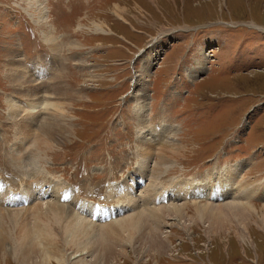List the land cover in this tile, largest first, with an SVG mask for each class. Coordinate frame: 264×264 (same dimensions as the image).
Listing matches in <instances>:
<instances>
[{
	"label": "rangeland",
	"instance_id": "obj_1",
	"mask_svg": "<svg viewBox=\"0 0 264 264\" xmlns=\"http://www.w3.org/2000/svg\"><path fill=\"white\" fill-rule=\"evenodd\" d=\"M32 93L37 117L25 104ZM54 102L55 112L42 111ZM54 115L71 134L46 158L45 175L58 192L71 187L95 225L49 228L74 255L66 264H264V0H0L3 233L34 231V206L55 199L31 191L25 200L35 181L21 159L33 142L14 154L20 118L38 135ZM144 140L149 161L139 155ZM168 145L178 155L158 167ZM245 198L257 212L209 211ZM173 205L178 216L160 214ZM145 209L165 215L161 237L148 217L119 237L116 226L102 229ZM0 256L16 264L15 250Z\"/></svg>",
	"mask_w": 264,
	"mask_h": 264
},
{
	"label": "bare ground",
	"instance_id": "obj_2",
	"mask_svg": "<svg viewBox=\"0 0 264 264\" xmlns=\"http://www.w3.org/2000/svg\"><path fill=\"white\" fill-rule=\"evenodd\" d=\"M32 96H33V98H31L29 100V102L27 101L25 104L31 106L30 107L31 112L35 113V115L37 117L40 115L39 111L42 108V104L37 102L39 100H38V98H36L35 94L32 93ZM56 103H58V102H56ZM59 106H60V104L56 105L55 102L49 103V104L45 105V108H43L42 111H44L45 109L46 110L49 109L50 113H51V110L55 112L56 110L54 109V107H59ZM19 108L20 107H18V109ZM58 110H59V108H58ZM18 111L19 110L11 109V113L13 115H16V116L19 115ZM61 111H62V109H61ZM57 113L59 114V112H57ZM52 119L58 120L59 123L52 122ZM59 119H60L59 115H56L55 117L52 116V118H50L47 122L41 124L42 129H41V131H39L38 135H36V133L34 132V129H32L31 124L24 122L22 118L19 119V123L17 124L19 129L21 130L19 132L20 133L19 135H22V140L20 141V143H18V147H17L16 151L14 150V154H16L15 152H17V153L23 152L25 149V146L28 143L33 142L32 143L33 146L31 145L33 147L31 150L33 158L30 157V159H27L28 161H26L25 158H22L21 160H23V164H24V165L22 164L23 165L22 168L24 166H27V164L31 168V170H29V172H30L29 178L34 179L35 182L34 183H28L27 182L26 183V190H28V193L27 194L25 193L22 196L25 198V200L29 201L32 199L31 191L32 192L36 191L37 194L39 195L40 199H43L52 193L56 194V195H54L55 199L53 201L47 202L46 206H44L41 203H38L34 206V208H33L34 217L33 218L34 219L37 218L36 220H34L36 223V226H33V228L35 229L34 231H31L30 229L19 227L18 229L20 230V233H18V232L9 233L6 231L5 233H7V236H5L4 235L5 233H3L2 231H5L4 221H6V220H0V255H1V251H4L5 254H8V253H12V251L15 250L17 252L16 264H50V261H53V260L55 262H57L58 264H66V262L68 260L67 257H70V255H73V254L72 253L69 254V251H67L64 248V245L61 246L60 243L55 242L54 240H56V239L51 240L52 233L49 232V228L55 227L61 233H66L68 231L74 233V232L80 231V229L83 230V228L81 226H87L90 228L95 227V225L93 223L86 221V219H84L80 216L81 213H85L87 211L88 206L85 203H81V200L79 199V197L75 193V191L71 187L62 186L61 187L62 192H58L59 183L57 181H55L54 179H51L47 175H45V171H44L45 169L44 168H46V167H45L44 163L46 161V158L53 151V149L56 148V146L60 145V143L64 140L65 136L71 134V129L67 128L62 123L63 121L61 122V120H59ZM155 140L157 141V139H155V136H154V141ZM143 143H144L145 149L142 152V154L140 153L139 155L145 161H149L150 157H151V154H149V152H150L149 147L152 144L150 142H148V140H144ZM171 143H172V141H171ZM168 147H169V145L168 146H162V148L159 149V154L157 156L158 158L156 161V165L158 167H160L161 164H164V163L166 164V163L170 162L171 159H173V155H175V153L171 152V150H168L169 149ZM174 151H175V149H174ZM178 152L179 151L177 150L176 154ZM177 155H175V156H177ZM18 156H20V155H18ZM18 160H20V159H18ZM18 160H16V161H18ZM19 168H20V166H19ZM244 180L245 179H243V181ZM240 185L241 186L239 189V193H240L241 189H242V192L245 193L247 191V187L244 186V183L242 184V182ZM0 188H1L2 196L9 199L10 193L7 191L5 185H3L1 182H0ZM47 188L50 189L48 194H46ZM246 196H247V193H246ZM238 197H239V195L237 194L235 196V198H238ZM244 200H246V198ZM196 201H198V200H196ZM133 202L136 203L135 200ZM249 203L250 202H248V201L245 202V201L240 200V201L230 202L229 205L224 204L222 206H217L215 209H212V210L209 209V211H211L213 214L216 215V214H218L216 212L223 213V211L226 209L228 211H230L229 208L233 207L235 209V211L234 210L233 211L238 213L237 215H241L243 213L245 214L247 212L245 210H250L249 213H251L252 211L254 213L257 212V210L254 208L255 206H253L252 204H249ZM209 205L210 204L205 205V207H210ZM173 207H174L173 209H169V208H161L160 209L159 208L160 209L159 212H160V214L171 212V213H175L176 215L181 212V210L176 205H173ZM202 207H204V206H198L196 208H202ZM145 210L146 211L144 213H142V212L138 213L137 212L138 214L134 218L130 216L131 218H125V219L118 220L117 222H115L114 224H112L110 226H104L102 229H108V228H111L113 226H116L115 229H111V232L114 236L119 237L121 235V232H123L125 230V228L128 227L129 225L131 227H134V225H135L137 227V229L141 230L142 225L144 226L143 223L146 221L145 217H148L151 220L153 219L152 223L154 225L160 224V226L158 225L159 226L158 228L155 227V229L150 228L148 230L150 232H152L154 230L157 237H159L160 233H161V228H162L161 224L164 223L162 220L164 219L165 215H162L159 217L157 215V211L156 212L151 211V212H149V214H147V209H145ZM227 210L225 211V214H230V213H227ZM4 212H6V211L0 209V214L3 215ZM7 212H9V211H7ZM15 214H17V213H15ZM15 214H14L15 217L9 214L10 220L17 221L16 218H18L19 213H18V215H15ZM21 215H23V214H21ZM49 215H52V217ZM43 216H48V218L50 220V222L49 221L45 222V226L41 223V221H42L41 219H43ZM103 216H104L103 214H100V217H103ZM8 219L9 218L7 216V220ZM65 220H67V221L69 220V221L65 222V224H66L65 227L64 226L61 227L62 225L60 226L59 224L64 223ZM1 222H2V224H1ZM10 222H12V221H10ZM58 227H60V228H58ZM62 228H64L65 230H63ZM143 232L145 233L144 230H143ZM11 238H12V240H11ZM167 238H169V237H167ZM167 238H166V240L161 239L164 241L165 247H167V245L169 246L171 244L167 240ZM59 239H60V237H59ZM157 239L158 238H156V240ZM161 240L160 241L158 240V242H159L158 244H160V245H162V242H163ZM160 250H162V249H160ZM81 253H84V252H81Z\"/></svg>",
	"mask_w": 264,
	"mask_h": 264
},
{
	"label": "water",
	"instance_id": "obj_3",
	"mask_svg": "<svg viewBox=\"0 0 264 264\" xmlns=\"http://www.w3.org/2000/svg\"><path fill=\"white\" fill-rule=\"evenodd\" d=\"M145 49H147V48H145Z\"/></svg>",
	"mask_w": 264,
	"mask_h": 264
}]
</instances>
